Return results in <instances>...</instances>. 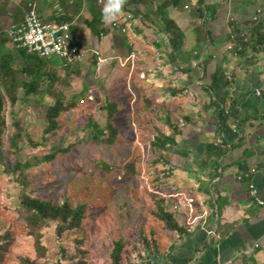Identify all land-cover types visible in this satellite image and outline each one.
<instances>
[{"label":"rangeland","instance_id":"374dc122","mask_svg":"<svg viewBox=\"0 0 264 264\" xmlns=\"http://www.w3.org/2000/svg\"><path fill=\"white\" fill-rule=\"evenodd\" d=\"M9 2L17 6L20 21L28 11L29 3L35 1L0 0V11ZM191 5L194 7V2ZM35 9L38 12L37 6ZM6 17L2 19L5 23L9 22ZM151 17L153 21H149V26L142 20H136L133 28L131 24L126 25L131 30L126 36L132 37L129 41L133 44L135 58L131 62H114V70L109 77L101 75L103 68L96 72L97 79L92 78L94 88L88 89V85L92 86L87 82V68L84 67L83 76L86 78L82 82L71 79L70 88L60 84L68 78L59 70L58 75L63 82H55L51 93L42 97L32 94L25 103L19 101L14 108L5 98L7 125L0 141V245L5 244V249L3 255L0 252V264H21L22 258L36 264H112L111 254L118 241L126 244L123 256L124 264H128L142 255L147 256L149 241L158 248L164 239L171 238L155 216L156 198L163 197V185L167 183L170 171L168 166L159 162L162 161L159 160L160 152L151 147V143L158 134L169 132L168 116L161 115V108L175 115L174 123L181 115L177 107L161 105L162 98H169L168 84L163 85L164 80L160 81L158 77L161 69L169 64L165 56L170 54V40L165 35L166 27L157 23L156 16ZM106 27L109 33H115L114 23ZM198 27L195 33H200L201 25ZM205 27L209 33L206 41L201 40L200 46L194 48L184 42L182 47L187 49L186 53L206 49V44L210 43L207 36L211 33L207 25ZM156 43L162 45L161 49H157ZM4 47L6 51H12L10 44L6 43ZM205 51L204 62L207 64L210 58L208 50ZM88 54L91 55L90 52ZM146 54L150 57L149 61L141 59ZM155 59L159 66L155 64ZM93 60L94 57L89 59V63ZM58 61L61 60L56 58L52 62ZM184 65L189 66V63L185 61L181 68H185ZM200 68L201 64L197 63L194 71L197 80H200ZM130 76L131 81L128 82L127 77ZM84 84L86 93L82 96L79 90ZM161 86L164 88L161 89ZM23 93L22 90L17 94L22 96ZM59 95L66 102L75 103L76 108L63 112L57 120V130L46 137L44 114ZM165 102L168 103L167 100ZM113 103L117 111L114 110V116L109 120L104 107ZM92 121L101 126L112 123L117 129L114 142H107L108 133L98 135L95 140L90 127ZM57 148L69 151L57 152L50 162L33 164L34 158L43 159ZM17 155L25 163L32 162L23 172L27 183L24 192L29 197L55 206L67 203L72 209L83 208L84 211L82 225L75 231L58 235L54 224L44 229L41 244L46 250L43 256L37 252L35 240L28 234L27 215L19 207L23 186L19 183L20 172H12ZM6 166H9V173ZM178 216L179 223L184 226L182 216ZM4 235L9 238L3 239Z\"/></svg>","mask_w":264,"mask_h":264},{"label":"crops","instance_id":"0c3cea01","mask_svg":"<svg viewBox=\"0 0 264 264\" xmlns=\"http://www.w3.org/2000/svg\"><path fill=\"white\" fill-rule=\"evenodd\" d=\"M34 1L45 23H56V16L75 15L72 22V27L76 26L72 31L74 41L98 58V66L93 69L90 68L92 62L82 65L95 75V79L96 72L102 68L101 75L109 77L114 62H131L135 58L134 50V53L130 50L132 37L124 38L121 31L116 30L119 34L115 35L108 30L107 38L100 42L92 38L85 23L92 19L87 6L75 13V8L71 7L73 0ZM98 3L102 5L101 1ZM206 3L212 6L207 18L197 17L191 3H187L186 9L171 7L169 13L183 30V40L193 48L200 46L201 34L195 32L205 21L211 33L205 49L210 61L206 65L202 63L204 49L186 53L187 49L181 48L183 51L177 55L179 67L169 70L166 65L158 77L164 80L163 85L168 84L169 98H162L161 105L177 107L181 115L174 123L175 115L162 108L159 110L161 115L168 116L167 120H162H166L170 132L165 135H171L173 128L178 131L176 144L168 157L170 177L163 185L164 191L193 196L197 215L204 219L188 233L182 217L183 231L168 232L171 238L164 239L147 256L142 255L128 264H264V207L249 197L252 184L264 201V120L240 123L264 114V41L259 44L264 39V0H206ZM1 9L0 23L6 16L13 17L15 3L9 2ZM119 18L117 21H122V27L132 19L131 14ZM104 25L107 29L110 24ZM233 29H236V36ZM237 36L243 38L244 51L241 47L230 50L228 44ZM123 39L129 46H124ZM239 51L243 52L235 54ZM147 54L141 59L149 61ZM154 61L159 66L158 60ZM185 61L189 66L181 68ZM197 63L201 64L200 80L194 75ZM84 70L77 78L81 82L87 77L83 76ZM225 78L231 81L230 86H226ZM127 81H131V76ZM233 92H237L238 112H235L240 114L229 117L225 111L226 117L220 121L216 107L210 103L221 101L226 106L230 97L224 98V94L232 96ZM212 144L219 147V156L215 152L208 155L207 148Z\"/></svg>","mask_w":264,"mask_h":264},{"label":"trees","instance_id":"16d2710c","mask_svg":"<svg viewBox=\"0 0 264 264\" xmlns=\"http://www.w3.org/2000/svg\"><path fill=\"white\" fill-rule=\"evenodd\" d=\"M100 0H73V4L71 7L75 8L76 12L79 13L85 6L88 8V11L90 12V15L92 16L91 23L87 24V29L90 31V34L92 38L98 39L100 42L105 35L108 33V29L105 28V23L102 22L101 19V7L100 3H98ZM195 2V5L193 7L194 12L196 11V16L200 18H207L208 12L211 11L210 5L206 3V0H127L126 4L124 5L123 11L125 12V16H129L131 14V20H129V24L133 26V24L136 22V20H142L144 23L149 26V21H153L151 16L157 17V23L163 24L166 27L165 35L169 38V48H170V54L165 56L166 59H168L169 67H179L178 61L175 59V56L178 55L181 52V48H183V43L185 42L184 39V32L179 27V25L172 20L170 17L169 10L171 7H174L176 9L183 7L184 5L185 9L188 5L187 3ZM191 5V4H189ZM203 5V6H202ZM196 6V7H195ZM202 6V7H201ZM17 6H15V9L13 10V17H6L9 22H2L0 23V141L2 139V135L4 134L3 131L7 125L6 117H5V98L8 102H10L11 106L14 108V106L20 101V102H26L28 100V96L37 94L38 96L42 97L46 95V93H51V90L55 84V82H63L58 75L59 70L60 72H64L67 76V80H65L63 83H60L61 85H65L66 87L70 88L72 85H69L71 79H77L80 78L82 75V65L83 64H72L68 67H63L62 63L58 61L59 63H53L52 61H55L56 58L53 59H46L42 58L35 54H30L24 49L16 50L14 47H12V51H6L4 48V45L6 46V43L9 44L10 40L8 38V35L6 33V29L10 27L13 24H19L23 18L19 21V11H17ZM182 10V9H181ZM145 12L151 13L150 15H143ZM75 15L68 16L67 14H64L60 17H54L55 21L57 23H72L74 20ZM18 21V22H17ZM205 23V22H204ZM207 23V22H206ZM206 24L201 25V29L199 30L202 36L199 38L200 40H204L206 35L209 34L206 30ZM76 29V26L71 27V30L73 31ZM126 26H121L118 31H121L124 35V38H127L128 33H124V30H126ZM199 29V27H198ZM197 29V30H198ZM71 31V32H72ZM138 32V31H137ZM73 33V32H72ZM140 33V31L138 32ZM205 33V37L204 34ZM232 33L236 36L237 32L236 29L232 30ZM94 39V40H95ZM262 41V42H261ZM264 39L260 40V43H263ZM124 46L127 45L126 40L123 39ZM243 38L241 37H235V39H231L230 43L228 44L230 47V50H235L236 47H241V50L244 51V48L242 47ZM77 44V43H76ZM79 45V44H77ZM94 45V44H93ZM161 44L156 43L157 49H161ZM95 47V45H94ZM97 48V47H96ZM127 49V47H126ZM131 52H133V49H130ZM242 51V52H243ZM235 52V54L240 53ZM241 52V53H242ZM204 65L205 62H202ZM98 64V58L94 56V60L92 61V64L90 68L97 67ZM94 74L87 72V82L92 86L90 87L88 85V89L94 88L93 87V80ZM226 86L231 85V81L227 80L228 78H225ZM92 81V82H91ZM81 87V86H79ZM25 92L22 96H19L20 91ZM86 91V84H84V87L79 90L81 95L84 96ZM236 93L233 92L232 96L228 95L227 93L224 94V98H229L230 103L227 106L226 110L225 105L221 103V101L218 102H212L213 106L216 107L217 111V117L221 121L225 116V111H228V116L230 117H238L240 113H236L237 111V102H236ZM56 98V102L53 104V106L48 107L44 114V134L47 137V135L53 133L58 128V118L62 116L63 112L71 111L76 108V104L73 102H66L63 97H60V95ZM104 110L108 112L109 120L114 116V112L117 111L116 105L113 104H107L104 107ZM115 110V111H114ZM238 112V111H237ZM264 120V114H260L257 117H250L247 120L241 121V125L247 124V122H261ZM169 124V121H167ZM90 123V122H89ZM90 127L92 128V137L96 140V137L98 135L108 133L107 142L113 143L115 139V135L117 134V129L112 125V123H107L105 126H101L98 122L92 121L90 123ZM173 132L171 135H165V134H158V136L155 138V140L151 143V147L154 149L159 150L160 157L166 166H169L170 161H168L169 154L171 153L172 148L176 144L175 136L177 134V128H173ZM91 137V136H90ZM17 136L13 138V145L14 142H16ZM47 140V138H46ZM15 146V145H14ZM69 149H63V148H57L54 152L51 154L44 156L43 159L40 158H34L33 164H41V163H47L52 161L56 153H66ZM208 155L214 154V152L217 154V156L220 155L219 147L214 146V144L208 146L207 148ZM168 154V155H167ZM165 156V158L163 157ZM167 155V158H166ZM15 166L12 172L19 171L20 177H19V183L22 184L23 189L21 190L22 193L19 196V207L20 209L27 215L26 217V227L28 229V234L32 236L35 240L36 244V250L40 255H44L45 248L41 244V240L43 238V231L45 228L50 227L51 225L56 226V233L58 235H61L63 232L66 231H75L79 229L82 225V220L84 217V211L83 208H76L72 209L69 204L63 203L60 206H55L50 202H45L40 199L29 197L24 191L26 189V181L23 175L24 169L28 168L30 165H32L31 161L24 162L23 158L17 155L15 157ZM1 160H3V157L1 155ZM162 164V163H161ZM6 169L8 173L10 172L9 166H6ZM170 177V173H169ZM158 199V200H157ZM156 212L155 216L158 222L163 223V227L167 232H178L183 231V226H181L178 222V219L176 216H174V213L170 212L167 208V202L165 198H156ZM185 232V231H184ZM3 239L5 237L9 238L8 236L4 235L2 236ZM147 250H154L157 246H155L152 242H148ZM126 247L125 242L118 241L114 244V249L111 254V260L112 264H124V249ZM5 249V244L0 245V252L1 255H3ZM0 255V260H2V256ZM21 264H36L34 262H31L30 260L26 258L20 259Z\"/></svg>","mask_w":264,"mask_h":264},{"label":"built area","instance_id":"2783aa9c","mask_svg":"<svg viewBox=\"0 0 264 264\" xmlns=\"http://www.w3.org/2000/svg\"><path fill=\"white\" fill-rule=\"evenodd\" d=\"M35 7L34 3H29V9L23 20L19 24H13L5 30L10 40L9 44L16 49H24L28 53L42 58L49 60L58 58L61 60L63 67L76 64L79 62L77 58H81V60L85 58L70 39L72 24L43 23ZM121 26L122 21H116L113 29L116 31ZM169 70H171V67ZM162 193L165 196L163 198L166 199L168 209L176 212L174 216L177 218L180 214L184 216L186 220L185 228L189 230V233L198 227L200 220L204 218L197 215V209L194 205L196 201H189L187 198L190 195L176 194L175 192ZM249 197L254 199L258 206L264 207V201L259 198L258 191L252 184L249 187Z\"/></svg>","mask_w":264,"mask_h":264},{"label":"clouds","instance_id":"9594fccd","mask_svg":"<svg viewBox=\"0 0 264 264\" xmlns=\"http://www.w3.org/2000/svg\"><path fill=\"white\" fill-rule=\"evenodd\" d=\"M126 2L127 0H102V22L105 24L116 22L122 14Z\"/></svg>","mask_w":264,"mask_h":264},{"label":"bare ground","instance_id":"6f19581e","mask_svg":"<svg viewBox=\"0 0 264 264\" xmlns=\"http://www.w3.org/2000/svg\"><path fill=\"white\" fill-rule=\"evenodd\" d=\"M27 13V11L24 13V16H25V14ZM38 16H39V18H40V15L38 14ZM24 18V17H23ZM41 19V18H40ZM42 21V20H41ZM43 22V21H42ZM43 23H45V22H43ZM57 23V22H56ZM46 24H48V23H46ZM59 24H62V23H59ZM15 25H17V24H15ZM130 31L128 30V29H126V30H124V33L126 34V33H129ZM70 39L73 41V43H74V45L77 47V49H78V51L83 55V56H85V58H83L82 60H81V58L80 59H78L77 58V61H79V62H77L76 64H87L88 62H89V59H92V55H89L88 54V52H84V50L83 49H81V47L79 46V45H77L76 44V42L74 41V39H73V33L72 32H70ZM16 49V48H15ZM16 50H20V49H16ZM66 60V59H65ZM67 61V60H66ZM163 197H165L164 195H162ZM188 198V200L190 201V200H195V198L194 197H191V196H189V197H187ZM196 201V200H195ZM195 206H196V203L194 204ZM170 212H172V213H174V214H176V212L175 211H173V210H169ZM181 215V214H180ZM182 217H184L183 215H181ZM200 221H202V220H200ZM187 229V228H186ZM187 231H188V233H189V230L187 229Z\"/></svg>","mask_w":264,"mask_h":264}]
</instances>
